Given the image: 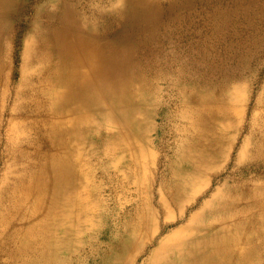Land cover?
I'll use <instances>...</instances> for the list:
<instances>
[{"label": "bare ground", "instance_id": "bare-ground-1", "mask_svg": "<svg viewBox=\"0 0 264 264\" xmlns=\"http://www.w3.org/2000/svg\"><path fill=\"white\" fill-rule=\"evenodd\" d=\"M263 25L264 0H0V131L8 113L32 118L23 140L19 128H10L7 146L22 151L25 165L1 184L0 264H56L55 233L66 208L89 211L78 185L86 174L96 176L97 155L85 146L105 145L110 160L118 143L137 144L141 160L143 146L155 143L147 124L161 111L185 122L184 130L158 126L161 137L172 133L177 152L189 151L181 158L185 171L168 159L163 187L173 197L194 188L196 173L231 141L229 87L244 77V44L263 34ZM19 44L17 74L10 56ZM175 102L182 108L173 113ZM252 130L263 146L264 123ZM142 166L126 176L140 177ZM102 175L122 179L107 168ZM244 185L207 201L201 213L210 218L199 223L197 215L160 243L151 264H264V191ZM146 195L135 209L134 231L145 230L154 213ZM133 244L92 248L87 260L118 264L112 259Z\"/></svg>", "mask_w": 264, "mask_h": 264}, {"label": "rangeland", "instance_id": "rangeland-1", "mask_svg": "<svg viewBox=\"0 0 264 264\" xmlns=\"http://www.w3.org/2000/svg\"><path fill=\"white\" fill-rule=\"evenodd\" d=\"M261 33L258 38L245 42L241 62L244 77L232 82L229 87L233 102L231 114L225 123L230 126V144H225L223 152L213 157L204 169L196 173L193 179L194 188H189L184 195L173 197L172 193L163 187L162 181L169 171L168 159L173 160L175 167L187 170L181 158L189 151L183 149L182 152H177L178 136L170 133L161 137L157 128L164 126L167 131L175 128L184 130L183 120L164 117V111H161L158 119L148 122L147 139H155V143L149 142L143 146L145 155L141 160L135 156L139 147L137 144L123 149L118 143L116 157L110 160L105 156V145L95 147L89 143L85 146V153L94 152L97 155L96 161H93L96 176L86 174L78 185L84 197L88 196L89 211L80 212L73 205L66 208L65 212L69 214L55 233L60 241L55 246L56 264H90V260H87L88 251L95 247L108 249L112 243H136L131 245L128 251L122 252L120 257L112 259L114 262L151 264L153 253L160 243L174 239L177 232L186 230V226L197 215L200 217L199 223L210 218L211 212L201 213L203 205L218 194L225 198L230 197L232 191L229 185L244 181L247 185L242 186L243 188L258 187L256 189L259 192L264 191V145L257 146L259 138L252 130V125L258 127L264 123V33ZM23 53L22 44L13 46L10 61L17 74L23 66ZM30 71L31 68L28 72ZM24 100L28 99H21V102ZM12 106L13 103L10 104V107ZM180 108L182 107L179 103L170 104V112L175 113ZM31 120L32 118L22 114L8 113L3 117L4 129L0 131V191L2 183H11L21 174V168L25 165L22 151L7 146L14 136L10 128H19L17 136L23 140L28 132L25 128ZM262 133L264 135V131ZM110 142L113 145L118 141L112 139ZM140 164L143 165L140 177L126 176ZM106 168L114 174L118 173L122 179L106 180L102 175ZM147 190L152 195L150 205L154 213L148 219L145 230L134 231L130 224L134 221L136 207L145 203ZM3 206L0 200V212ZM10 232L11 226L7 228L6 234ZM185 234H188V231ZM4 239L5 235L0 239V243H3ZM3 263L2 259L1 264Z\"/></svg>", "mask_w": 264, "mask_h": 264}]
</instances>
